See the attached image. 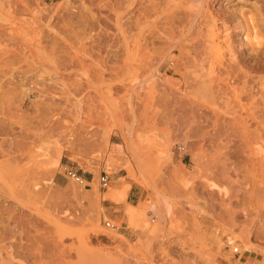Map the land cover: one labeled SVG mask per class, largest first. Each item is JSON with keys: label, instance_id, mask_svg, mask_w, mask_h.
I'll return each mask as SVG.
<instances>
[{"label": "rangeland", "instance_id": "obj_1", "mask_svg": "<svg viewBox=\"0 0 264 264\" xmlns=\"http://www.w3.org/2000/svg\"><path fill=\"white\" fill-rule=\"evenodd\" d=\"M263 45L264 0H0V264H264Z\"/></svg>", "mask_w": 264, "mask_h": 264}, {"label": "built area", "instance_id": "obj_2", "mask_svg": "<svg viewBox=\"0 0 264 264\" xmlns=\"http://www.w3.org/2000/svg\"><path fill=\"white\" fill-rule=\"evenodd\" d=\"M65 176L66 178L72 180L79 186L86 187L88 184L87 182L80 176L76 171L73 169H66L65 170ZM98 183L101 189H106L109 184V178L108 175L105 172H101L98 177ZM105 227L108 229H116V226L110 222H105ZM232 254L233 256L240 255V251L238 247L232 248Z\"/></svg>", "mask_w": 264, "mask_h": 264}, {"label": "bare ground", "instance_id": "obj_3", "mask_svg": "<svg viewBox=\"0 0 264 264\" xmlns=\"http://www.w3.org/2000/svg\"><path fill=\"white\" fill-rule=\"evenodd\" d=\"M223 13V12H222ZM241 15V14H240ZM244 15V14H243ZM232 16V15H231ZM239 16V15H238ZM243 22V21H242ZM245 22V21H244ZM251 23V22H250ZM249 24V23H248ZM263 25V24H262ZM261 27V26H260ZM263 27V26H262ZM248 30V29H247ZM258 33H260V32H258ZM253 34H254V38L253 39H255L256 40V33L253 31ZM246 38V37H245ZM261 39V38H260ZM262 40V39H261ZM261 40H260V42H257V44H258V46H262V43H261ZM257 46V47H258ZM263 47H264V45H263ZM255 49V48H254ZM262 56H264V48L262 49V50H254V53L252 54V55H250L249 56V60L250 59H256V58H259V57H262ZM237 57H238V55H237ZM242 57V56H241ZM239 59V58H238ZM246 59V58H245ZM260 59V58H259ZM263 61V60H262ZM262 63V62H261ZM130 211V215H133L134 214V211H133V209H132V211L131 210H129ZM138 211H141V209L140 210H138ZM139 215H140V212H139ZM131 217V216H130ZM129 217V218H130ZM131 220H129V222H130ZM229 243H231L232 242V239L231 238H229L228 240H227ZM227 242V243H228Z\"/></svg>", "mask_w": 264, "mask_h": 264}, {"label": "crops", "instance_id": "obj_4", "mask_svg": "<svg viewBox=\"0 0 264 264\" xmlns=\"http://www.w3.org/2000/svg\"><path fill=\"white\" fill-rule=\"evenodd\" d=\"M137 195H138V192H135L134 186H131L129 193H128V198H133L135 196L137 198ZM127 202H128V200H127ZM107 215L113 217V214L111 212H107Z\"/></svg>", "mask_w": 264, "mask_h": 264}]
</instances>
